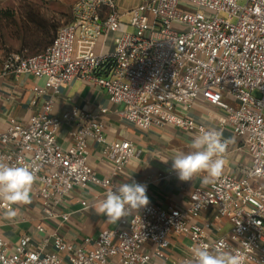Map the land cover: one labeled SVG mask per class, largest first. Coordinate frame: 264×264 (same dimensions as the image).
Wrapping results in <instances>:
<instances>
[{
  "label": "built area",
  "instance_id": "2783aa9c",
  "mask_svg": "<svg viewBox=\"0 0 264 264\" xmlns=\"http://www.w3.org/2000/svg\"><path fill=\"white\" fill-rule=\"evenodd\" d=\"M121 2L76 0L71 21L59 27L44 51L4 58L3 77L31 75L45 86L33 88L44 98L41 110L27 123L12 122L0 131V160L38 169L31 192L49 217L76 188L97 186L105 196L113 190L118 185L113 178L139 157L137 147L108 142L98 116L79 108L68 118L75 126L71 146L64 147L58 141L62 120L53 115L61 88L74 79H92L122 107L119 116L141 130L171 125L200 134L203 126L184 114L203 99L220 110L251 164L240 178L222 174L215 185L196 188L185 209L149 203L95 240L74 244L53 235L34 249L26 235L11 249L0 234V264H149L165 259L173 235L190 242L179 264H189L195 247L220 241L226 251L243 255L244 264H264V0H139L129 9ZM89 140L103 146L110 176L99 177L89 165ZM134 181L149 192L148 183ZM9 206L0 201V210ZM210 209L220 223L230 224L216 238L220 224L195 222ZM37 230L44 232L41 225ZM50 243L53 250L46 252ZM147 244L152 254L143 253Z\"/></svg>",
  "mask_w": 264,
  "mask_h": 264
},
{
  "label": "crops",
  "instance_id": "0c3cea01",
  "mask_svg": "<svg viewBox=\"0 0 264 264\" xmlns=\"http://www.w3.org/2000/svg\"><path fill=\"white\" fill-rule=\"evenodd\" d=\"M12 1L0 0V10ZM112 49L113 42L110 39L107 50ZM96 50L99 51V46ZM35 86L44 87L45 81L31 75L3 77L0 65V131L6 130L12 122L27 123L32 115L41 110L44 98L33 92ZM74 108L97 115L108 142L130 141L140 151L139 157L132 160L121 174L113 178L117 184L131 183L134 179L148 183L147 196L150 203L163 210L187 208L191 193L198 187H205L202 185L204 174L197 175L192 181L183 182L178 179L171 167L173 162L171 158L179 151H190L189 145L198 132L171 125L141 130L119 116L118 112L122 107L112 104L107 92L97 86L92 79H74L61 88L53 106V115L62 120L58 141L64 147L72 144L69 133L75 125L68 118ZM102 109L107 112L102 113ZM184 116L206 129L223 130V139L231 143L224 154L225 165L222 174L240 178L243 169L250 166L251 160L234 138L232 130L221 120L220 110L208 106L199 98ZM87 151L89 165L97 175L101 178L110 176L112 164L103 155V146L89 140ZM166 159L167 163L163 162ZM30 196L31 203L12 205V208L17 210V215L12 219H5L6 210H0V234L11 249L26 235L31 237L33 248L38 249L44 238H51L53 235H59L69 243L80 244L85 238L95 240L103 231L115 230L119 226V221L116 224L107 223L106 216L97 214L93 208L105 198L104 190L100 187L74 189L55 209L52 217L44 213L43 202L40 199L32 192ZM83 202H86V205H83ZM64 214L69 215L67 220H63ZM205 221L221 225V230L212 236L214 238L230 230L227 221L220 223L217 220L214 209L203 211L195 218V222L199 224ZM39 225L44 228L43 233L38 232ZM189 245L188 239L173 235L165 259L163 261L152 259L149 264H179ZM51 250L53 249L50 243L45 251ZM152 252L151 245L144 246L143 253Z\"/></svg>",
  "mask_w": 264,
  "mask_h": 264
},
{
  "label": "clouds",
  "instance_id": "9594fccd",
  "mask_svg": "<svg viewBox=\"0 0 264 264\" xmlns=\"http://www.w3.org/2000/svg\"><path fill=\"white\" fill-rule=\"evenodd\" d=\"M231 141L223 139V130L200 128V134L193 137L188 152L179 151L171 158L172 170L180 181H192L194 177L204 174L202 185H215L222 177L227 151ZM168 159L163 160L167 163ZM37 168L31 165H9L0 160V201L9 205L31 203L30 192L37 179ZM146 185L135 182H123L106 193L105 198L93 206L95 212L106 216V222L116 224L123 217L148 206ZM17 210L8 207L5 219H12ZM227 245L217 242L215 247L207 243L193 249V259L189 264H244L240 253L226 251Z\"/></svg>",
  "mask_w": 264,
  "mask_h": 264
},
{
  "label": "rangeland",
  "instance_id": "374dc122",
  "mask_svg": "<svg viewBox=\"0 0 264 264\" xmlns=\"http://www.w3.org/2000/svg\"><path fill=\"white\" fill-rule=\"evenodd\" d=\"M75 1L13 0L5 6L0 13V65L9 53L20 50L23 40L34 44L43 40L49 30L69 23ZM138 2L122 0L121 8L129 9Z\"/></svg>",
  "mask_w": 264,
  "mask_h": 264
},
{
  "label": "trees",
  "instance_id": "16d2710c",
  "mask_svg": "<svg viewBox=\"0 0 264 264\" xmlns=\"http://www.w3.org/2000/svg\"><path fill=\"white\" fill-rule=\"evenodd\" d=\"M1 12H2V10H0V13ZM59 27L60 26H58L57 29L53 28L52 30H49L48 35H46L43 40L37 41L34 44L31 42H27V40L26 41L23 40L21 43V46H20L21 47L20 50H18L16 52L27 51V53L30 55H35V54L41 53L52 43V41L54 40V38L57 34ZM11 53H13V52H11Z\"/></svg>",
  "mask_w": 264,
  "mask_h": 264
}]
</instances>
